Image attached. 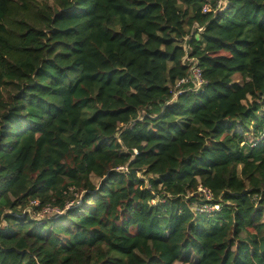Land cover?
<instances>
[{
	"label": "trees",
	"instance_id": "trees-1",
	"mask_svg": "<svg viewBox=\"0 0 264 264\" xmlns=\"http://www.w3.org/2000/svg\"><path fill=\"white\" fill-rule=\"evenodd\" d=\"M263 135L264 0H0V264H264Z\"/></svg>",
	"mask_w": 264,
	"mask_h": 264
},
{
	"label": "built area",
	"instance_id": "built-area-1",
	"mask_svg": "<svg viewBox=\"0 0 264 264\" xmlns=\"http://www.w3.org/2000/svg\"><path fill=\"white\" fill-rule=\"evenodd\" d=\"M221 6H225V2L224 1H220L218 4V7ZM211 10V4H206V6L203 8V13H208ZM199 32L203 31V28H199L197 27ZM190 80L193 84V88L192 90H194L195 92H202L204 87H205V79L203 76V72L201 70V68L199 66H197V63H195L192 66V70L190 73ZM188 80L184 79L181 80L177 83L176 88H181V86L186 83ZM183 90L181 89L180 91H177L174 94V98L176 99L177 97H179L180 95L183 94ZM264 138V135L261 137V139ZM260 139V140H261ZM259 142V140H258ZM257 143V142H256ZM198 193L201 195V200L202 202H212L214 200L213 198V194L211 193V191H209L207 188L203 187V186H199L198 188ZM31 205L33 206H37L39 205V201L35 200L31 203ZM75 207L74 203H68L66 205V210L71 209ZM220 204L215 203V204H210V203H205L204 205H195V210L200 212V213H210V212H214V211H218L220 210ZM64 210L59 209L58 207H52V206H45L43 208V210L41 211V213L38 214V218L40 220H47L48 218H57L60 217L61 215L64 214Z\"/></svg>",
	"mask_w": 264,
	"mask_h": 264
},
{
	"label": "rangeland",
	"instance_id": "rangeland-1",
	"mask_svg": "<svg viewBox=\"0 0 264 264\" xmlns=\"http://www.w3.org/2000/svg\"><path fill=\"white\" fill-rule=\"evenodd\" d=\"M235 81H237V83L240 81V78L238 77V76H235ZM247 104V103H246ZM238 132L240 133V134H243V129L241 128V127H238ZM251 134L252 133H250V134H248L247 135V139L248 140H251L252 139V137H251ZM92 181H93V183L96 185V186H99L100 185V183H101V180L100 179H98V178H96V177H92ZM82 203V198L80 199V201H78L77 202V205H80ZM48 219H51V218H48ZM196 259V258H195ZM175 264H181V263H175Z\"/></svg>",
	"mask_w": 264,
	"mask_h": 264
}]
</instances>
